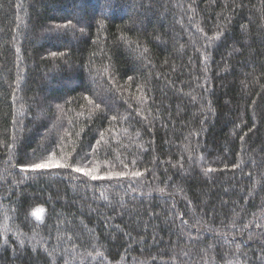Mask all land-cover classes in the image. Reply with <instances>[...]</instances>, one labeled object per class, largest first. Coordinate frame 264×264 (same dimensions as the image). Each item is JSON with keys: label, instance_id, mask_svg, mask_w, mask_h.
Here are the masks:
<instances>
[{"label": "trees", "instance_id": "trees-1", "mask_svg": "<svg viewBox=\"0 0 264 264\" xmlns=\"http://www.w3.org/2000/svg\"><path fill=\"white\" fill-rule=\"evenodd\" d=\"M0 264H264V0H0Z\"/></svg>", "mask_w": 264, "mask_h": 264}, {"label": "snow or ice", "instance_id": "snow-or-ice-1", "mask_svg": "<svg viewBox=\"0 0 264 264\" xmlns=\"http://www.w3.org/2000/svg\"><path fill=\"white\" fill-rule=\"evenodd\" d=\"M108 5L110 6V0H107ZM57 28H60L61 25H56ZM49 31H52V29H49ZM62 54V53H61ZM57 55L56 52L52 53V56L55 57ZM129 79H131V77H129ZM85 99H88V97H85ZM99 106V105H97ZM49 160L52 161L51 164H48L46 162H41V163H31L29 165H27V167H22L21 171L22 172H27L29 169L33 172L40 170V169H48V168H59V169H64V168H69L71 167V171L72 172H80L81 168L79 167H74L72 165H70L66 160H56L54 157L49 156L48 158ZM212 169H209V171H211ZM84 175L90 179V180H100V179H111L113 178V176H117V177H122L125 174L123 172H119V173H109L106 176H98L95 174V170L91 171V172H84ZM134 176H140L141 173L139 172H134L133 173ZM160 191H163V189H161ZM35 215V213H34ZM37 219H40L39 216L36 217Z\"/></svg>", "mask_w": 264, "mask_h": 264}]
</instances>
